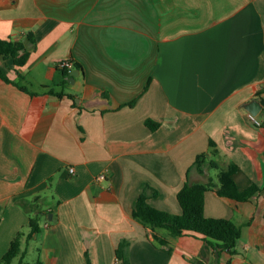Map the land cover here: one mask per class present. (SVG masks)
I'll return each mask as SVG.
<instances>
[{"label": "crops", "instance_id": "crops-1", "mask_svg": "<svg viewBox=\"0 0 264 264\" xmlns=\"http://www.w3.org/2000/svg\"><path fill=\"white\" fill-rule=\"evenodd\" d=\"M27 34L22 66L0 54V258L39 195L26 255L35 241L40 264H117L121 239L130 264H264V127L242 105L264 101V0H0V38ZM61 59L79 72L59 97L42 86L60 91ZM202 152L213 165L193 166ZM229 164L238 190L259 188L237 208L203 195L205 216L240 225L234 253L132 216L144 184L179 214L182 185L217 183Z\"/></svg>", "mask_w": 264, "mask_h": 264}, {"label": "trees", "instance_id": "trees-1", "mask_svg": "<svg viewBox=\"0 0 264 264\" xmlns=\"http://www.w3.org/2000/svg\"><path fill=\"white\" fill-rule=\"evenodd\" d=\"M33 36L27 34L22 40L2 39L0 38V54L3 57H11L14 65L22 66L29 55L30 48H28V42H33ZM75 67H80L79 64H74ZM19 75V74H18ZM21 76V75H19ZM69 70L64 68L60 72L59 80L54 86H60V91H57L54 87L42 86L43 91L48 94H54L56 96H62L64 94L63 87L68 84ZM0 77L4 80H8L2 71L0 70ZM148 79L146 85L149 84ZM23 89V86H19ZM263 104L264 101L259 99ZM134 102L132 100L129 105ZM146 126L151 130L158 127L159 122L150 118L145 120ZM260 126L264 127V117L260 121ZM212 151L215 150L214 143L209 140ZM204 162H208L209 165H213V161H207L204 152L198 154L193 163V166H201ZM189 170V169H188ZM236 171L234 164H229L226 170H221L218 173L217 183H213L211 180L208 182H195L190 183L186 181L177 192V200L181 207L179 214L171 213L165 210H161L153 207L148 202L150 194L155 195L157 192L154 188L148 184H144L142 191L137 197L135 206L132 210V216L149 226L152 230L156 227L164 228L172 236H179L187 232H191L201 236L204 240L211 244L213 249L217 251V248H222L228 253L235 252V245L239 234H241L240 225L236 224L230 219L224 217H210L204 215L203 209V195L208 189H213L217 195L227 198L234 208H237V202L241 200H247L251 195H255L259 192L258 185L252 183L247 189L238 190L235 182L232 178L233 173ZM150 191V194L148 193ZM40 196L36 195L34 199V207L28 212V221L24 229L17 231L15 236L11 239L9 246L5 253L0 258V264H23L28 249L29 240L35 237L40 231V221L45 211L41 208L39 201ZM154 241L166 251L170 252L171 248L166 238L152 234ZM128 242L125 239H121L116 248L115 256L117 264H130L127 254ZM86 261L84 264H92L87 252H85ZM218 258V257H217ZM35 264H40V261H35ZM188 264H205L201 259H193ZM225 264H229L227 261Z\"/></svg>", "mask_w": 264, "mask_h": 264}, {"label": "water", "instance_id": "water-1", "mask_svg": "<svg viewBox=\"0 0 264 264\" xmlns=\"http://www.w3.org/2000/svg\"><path fill=\"white\" fill-rule=\"evenodd\" d=\"M79 69L75 68L69 71V76H68V81L72 82L73 78L78 74ZM243 107L247 109V111L253 115L257 114L261 107L262 104L255 98L250 99L249 101L244 102ZM219 249L220 247L217 249L215 256L217 257V255L219 254Z\"/></svg>", "mask_w": 264, "mask_h": 264}, {"label": "built area", "instance_id": "built-area-1", "mask_svg": "<svg viewBox=\"0 0 264 264\" xmlns=\"http://www.w3.org/2000/svg\"><path fill=\"white\" fill-rule=\"evenodd\" d=\"M56 66L57 68H60V69H64V68L67 69V68H71L73 66V63L69 59H61L57 62ZM246 115L250 121L254 122L256 125H260V121L256 119L255 115L249 112H246ZM69 170L73 172L74 169L73 167H69ZM105 177H106V173L102 172L96 176V179L102 180V179H105Z\"/></svg>", "mask_w": 264, "mask_h": 264}, {"label": "rangeland", "instance_id": "rangeland-1", "mask_svg": "<svg viewBox=\"0 0 264 264\" xmlns=\"http://www.w3.org/2000/svg\"><path fill=\"white\" fill-rule=\"evenodd\" d=\"M31 245H32V247L30 248L28 254L26 255V261L27 262L24 263V264H33L34 260L37 259V249H36V246L38 247L39 245H36V242L35 241L32 242Z\"/></svg>", "mask_w": 264, "mask_h": 264}]
</instances>
